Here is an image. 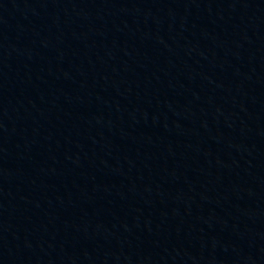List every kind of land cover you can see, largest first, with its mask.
<instances>
[{
	"label": "water",
	"instance_id": "1",
	"mask_svg": "<svg viewBox=\"0 0 264 264\" xmlns=\"http://www.w3.org/2000/svg\"><path fill=\"white\" fill-rule=\"evenodd\" d=\"M0 264H264V0H0Z\"/></svg>",
	"mask_w": 264,
	"mask_h": 264
}]
</instances>
